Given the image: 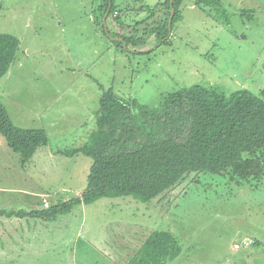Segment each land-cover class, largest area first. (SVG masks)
<instances>
[{"label":"rangeland","instance_id":"1","mask_svg":"<svg viewBox=\"0 0 264 264\" xmlns=\"http://www.w3.org/2000/svg\"><path fill=\"white\" fill-rule=\"evenodd\" d=\"M125 1L119 7L130 10L122 14L124 21L109 18L111 32L130 34L135 21L150 14L139 12L142 5L157 10L154 21H167L159 7L163 0ZM222 1L226 12L218 13L186 0L167 40L158 42L154 35L144 47L126 50L96 23L99 0H0V32L20 40L16 59L0 79V100L15 125L44 129L49 136L48 146L23 164L0 132V208L37 209L42 202L47 207L45 199L55 205L87 187L93 160L58 150L77 148L95 129L104 89L150 104L193 84L259 95L264 0ZM49 227L58 230V246L37 244L38 227L32 246H22L21 254L0 251V264H124L135 252L130 239L136 227L145 238L154 230L178 237L182 252L169 264H264V180L239 185L228 174L201 173L162 201L101 198L59 215ZM251 240L256 243L247 246Z\"/></svg>","mask_w":264,"mask_h":264},{"label":"trees","instance_id":"2","mask_svg":"<svg viewBox=\"0 0 264 264\" xmlns=\"http://www.w3.org/2000/svg\"><path fill=\"white\" fill-rule=\"evenodd\" d=\"M192 1L205 9L226 12L222 0ZM185 2L160 1L159 7L168 15L165 23L152 19L156 9L142 5L139 12L149 10L150 14L147 12L149 15L135 21L130 34L120 35L109 30V18L115 15L116 22L124 21L122 14L130 9L127 5L126 9L119 7V0H99L100 18L96 23L107 27L119 47L126 50H130V45L144 47L154 35L158 42L169 38ZM19 46L16 35L0 32V79L9 72ZM0 132L8 146L20 153L23 164L49 144L44 129L15 125L1 100ZM60 152L83 154L93 160L87 187L77 197L55 205L30 211L0 210V214L54 220L78 205L106 197L162 201L181 185L197 181L201 173L228 174L239 185L260 183L264 180V88L259 95L247 89L226 94L193 84L163 93L157 104L125 99L113 88L104 89L96 111L95 129L77 148ZM136 230L137 227L132 231ZM251 242L247 246L256 243ZM181 252V242L173 232L154 230L125 264H169Z\"/></svg>","mask_w":264,"mask_h":264},{"label":"crops","instance_id":"3","mask_svg":"<svg viewBox=\"0 0 264 264\" xmlns=\"http://www.w3.org/2000/svg\"><path fill=\"white\" fill-rule=\"evenodd\" d=\"M238 2L241 3L240 1ZM254 9L256 8H250L248 10H252L254 12ZM88 136H84L85 141L87 140ZM60 151L61 149L58 150V154L60 153ZM40 205H41L40 208H43L45 206L43 202ZM32 209L26 208L23 210L30 211ZM0 210H4V209L0 208ZM34 220H37V221H34ZM46 221H50V222H46ZM57 221H58V218L54 220H45V219H41L40 217H32V216L18 217L16 215L7 216L5 214H0V237L1 236L7 237V238H3L0 240V243H1L0 251L3 253H8V252L12 253L15 251L16 253L18 252L21 254L22 250L24 249L22 248V246L27 245L30 247L33 245L31 235H32V232L35 231L38 227L41 228L40 232H42V239H41V242L37 244H41L43 245V247L58 246V230L49 227V224H51L52 222L56 223ZM12 226L13 228L11 229ZM144 232H147L146 229ZM6 233H9V234H6ZM134 233H137V234L134 235V238L130 239V241H132V244H130V246L134 247L135 252L134 253L130 252L131 257H133L136 254L138 248L142 244V241L145 240V234L141 236L137 230ZM126 242L127 241L125 240V243L123 242L121 247L123 246L126 247L127 246ZM3 245H5V247H2ZM13 246H16V250H12ZM235 249L239 250L240 248H235ZM110 252H111V249H110ZM22 255L28 256L27 253H22ZM17 260L22 261L21 255L19 256Z\"/></svg>","mask_w":264,"mask_h":264},{"label":"built area","instance_id":"4","mask_svg":"<svg viewBox=\"0 0 264 264\" xmlns=\"http://www.w3.org/2000/svg\"><path fill=\"white\" fill-rule=\"evenodd\" d=\"M45 204L48 206L49 205V203H48V201H47V199H45ZM250 243H252L251 241H248V242H246V245H249ZM241 246L239 245V244H236L235 245V248H240Z\"/></svg>","mask_w":264,"mask_h":264},{"label":"water","instance_id":"5","mask_svg":"<svg viewBox=\"0 0 264 264\" xmlns=\"http://www.w3.org/2000/svg\"><path fill=\"white\" fill-rule=\"evenodd\" d=\"M174 14V13H173ZM173 14H172V16H173Z\"/></svg>","mask_w":264,"mask_h":264}]
</instances>
